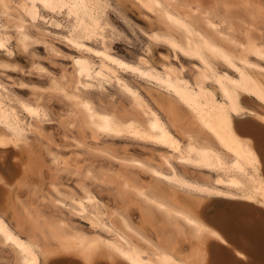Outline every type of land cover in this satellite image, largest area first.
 <instances>
[{
	"label": "bare ground",
	"instance_id": "6f19581e",
	"mask_svg": "<svg viewBox=\"0 0 264 264\" xmlns=\"http://www.w3.org/2000/svg\"><path fill=\"white\" fill-rule=\"evenodd\" d=\"M26 1L45 11L62 13L66 21L63 28L68 32L61 37L89 55L72 57L70 76L65 81L53 78L50 84L52 92L69 102L66 125L78 124L95 138L123 135L169 150L160 153L159 165L133 156L117 159L124 167L153 176L158 182L155 188L117 176L120 193L135 198L145 219L158 215L161 229H170L174 236H162L155 242L124 214L116 213L119 225L109 218L106 221L104 205L88 188L81 185V195L66 196L52 183L55 198L49 199V204L67 207L85 217L93 232L86 234L70 227L62 217L40 223L38 218L43 214L38 212L25 234L22 230L26 224L18 214L12 222L0 210V246L12 253L11 264H264L263 217H249L247 207L231 208V217L222 221L218 219V208L203 211L218 198L226 200L225 205L238 201L254 204L264 214V39L255 26L256 20L264 17V5L258 0H233L247 11L250 23L241 27L245 33H256L252 38L239 36L240 30L226 22L227 15L217 24L209 11L200 13L205 29L214 35L209 36L193 21V14L171 9L173 0H139L153 9L164 26L153 33L152 40L164 44L173 55L179 52L199 63L194 75L187 77L182 67L176 69L169 62L155 67L144 59L126 60L99 47L108 33H113L107 22L106 0ZM216 6L226 9L229 3L223 0ZM2 7L6 22L0 17V49L8 51L12 26L8 22L13 13L10 15L8 3ZM27 27L20 15L15 18L14 41L22 49L32 41ZM216 39L238 46V53L227 54ZM212 56L222 59L227 69L210 66L208 58ZM121 72L156 87L162 96L148 100L123 80ZM100 82L116 86L130 100L128 115L119 116L101 108L86 94L88 89L98 88ZM19 98L0 83V196L3 189L10 191L24 183L28 168L21 167V160L14 162L15 150L29 146V134L44 138L40 127L47 118L46 107ZM249 120L251 123H247ZM71 140L78 148L85 145ZM46 151L54 172L63 170L60 157ZM98 152L116 159L105 150ZM171 159L194 167L204 178L179 174ZM8 174L15 178L11 184L4 180ZM85 176L98 179L91 170ZM2 200L0 208L8 209ZM26 215H32L31 211L26 210ZM216 225L227 232L228 238ZM179 237L189 244L186 252L179 246Z\"/></svg>",
	"mask_w": 264,
	"mask_h": 264
},
{
	"label": "rangeland",
	"instance_id": "374dc122",
	"mask_svg": "<svg viewBox=\"0 0 264 264\" xmlns=\"http://www.w3.org/2000/svg\"><path fill=\"white\" fill-rule=\"evenodd\" d=\"M11 1L0 0V12L2 11L0 17L2 19L6 16L2 7L5 3H8L10 15L12 13L16 15L12 14L8 22V26L12 25L9 30L11 35H8L9 50L0 49V83L9 89L15 97L38 101L44 105L47 118L40 127L44 138L40 140L35 135L29 134L28 148L25 146V148L22 147L23 149L15 150L17 154L14 157V162L21 160V167L26 166L28 169L26 168L24 183L21 186L13 187L10 191L3 189L4 193H1L0 198L4 199L2 200L3 204L9 206L6 205L8 209L5 207V210L0 208L1 212L7 214L6 216L12 222L14 215L18 214L26 224L22 230L25 234L29 233L28 228L31 227L32 219L38 212L43 214L39 215L40 223L55 217H62L70 227L91 234L93 229L85 217L70 212L67 207L55 208L49 204V199L55 198L50 187L52 183L56 184L66 196H70L71 193L76 196L81 195L80 186L83 185L104 205L103 217L106 221L109 218L113 223L119 225L116 213L124 214L155 242H159L162 236L173 237L174 234L170 229H161L158 215L155 214L152 219H145L135 198L120 193L117 176L121 175V177L132 179L146 188L153 189L158 185L153 176L141 169L124 167L117 159L133 156L144 163L159 165L161 164L160 153H168L169 150L131 140L123 135L95 138L78 124L74 127L66 125V117L71 109L69 102L52 92L49 89L50 84L53 78L57 81H65L70 76L72 57L82 54L89 55L85 52L81 53L61 37L68 32V29L63 28L66 21L63 19L62 13L55 14L45 11L38 4L34 5L26 0ZM221 1L223 0H173L170 8L178 13L188 11L193 14V21L209 36L214 35L205 29L201 20L200 13L202 14L204 11H209L211 17L216 18L217 24L227 15L229 19H224L228 24L232 23L234 29L240 30L239 36L247 34L249 37L256 38V33L251 31L245 33L241 27L245 26V23H250L247 11L242 6L235 4L233 0H227L229 3L227 10L220 6L217 7L216 5H219ZM258 1L264 5V0ZM106 2L108 3L107 22L109 30L112 27L110 32L113 33H108V38L102 40L99 47L126 60L144 59L155 67H160L163 62H169L176 69L182 67L181 69L187 77L194 75V70L200 67L196 60L179 52L173 55L164 44L152 40L153 33L164 29V26L157 20L156 13L151 7L139 0H106ZM19 15L26 20L27 32L32 37V41L25 49L16 45L14 41L13 24ZM3 22H6L5 19ZM255 26L260 29L264 39V17L256 20ZM216 40L222 44V48L227 54L238 53V46L229 45L219 39ZM208 62L216 70L227 69L223 60L217 56L209 57ZM39 67L43 69H39ZM121 75L125 82L138 89L148 100H152L158 95V97L162 96V91L157 90L149 83H145L129 73L121 72ZM99 85L98 88H90L86 91V94L98 106L119 116H125L131 112L130 100L116 86L101 82ZM72 138L85 145L81 144V147L78 148L72 142ZM46 149L60 157L63 170L58 173L54 172ZM22 150H25V153L21 152ZM98 150H105L116 159H110L99 153ZM171 162L179 174H186L197 180L204 178L194 167L184 165L175 159H171ZM87 170L93 171L98 179L87 178L85 176ZM14 179L9 174L4 177L7 184H11ZM9 197L11 199L7 201ZM11 200L12 204H9ZM65 203L68 205V201ZM26 210L31 211L32 215L28 217ZM177 240L182 252H186L189 246L188 242L183 241L181 237ZM12 260L13 256L10 250L0 246V264H11Z\"/></svg>",
	"mask_w": 264,
	"mask_h": 264
},
{
	"label": "water",
	"instance_id": "95a60500",
	"mask_svg": "<svg viewBox=\"0 0 264 264\" xmlns=\"http://www.w3.org/2000/svg\"><path fill=\"white\" fill-rule=\"evenodd\" d=\"M244 120H246V118ZM247 123H251V121L249 120V121H247ZM225 201L226 200L216 198L215 201L213 200V202H210L206 206V208H204L203 211H206V209L209 210V211H212V209L213 210H217V208H218L219 211H220V215H219L218 219L219 220L221 219V221H222V220H225V218L228 219V218L231 217L230 216L232 214L231 208L234 211L237 208L247 207L248 211H250L249 214L251 215L249 217H251V218L254 217V219H255L256 217L260 216V217L264 218V214H262L261 209H259V207H256L254 204L238 201V202H231V203L229 202L228 204L225 205ZM230 204H233V205H230ZM218 206H220V207H218ZM215 227H217L219 229V231L221 232V234L225 238H228V234H227V232L225 230L221 229L220 226H218V225H216Z\"/></svg>",
	"mask_w": 264,
	"mask_h": 264
},
{
	"label": "snow or ice",
	"instance_id": "6c2138e0",
	"mask_svg": "<svg viewBox=\"0 0 264 264\" xmlns=\"http://www.w3.org/2000/svg\"><path fill=\"white\" fill-rule=\"evenodd\" d=\"M44 7L45 8H48L49 7V4L47 2L44 3ZM0 47H3V45H0ZM29 111H31V109H29ZM213 235L215 236V233H213ZM216 239H221L219 236L216 237Z\"/></svg>",
	"mask_w": 264,
	"mask_h": 264
}]
</instances>
